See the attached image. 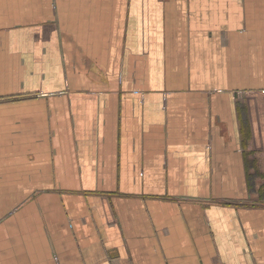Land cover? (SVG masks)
<instances>
[{
	"label": "crops",
	"instance_id": "crops-1",
	"mask_svg": "<svg viewBox=\"0 0 264 264\" xmlns=\"http://www.w3.org/2000/svg\"><path fill=\"white\" fill-rule=\"evenodd\" d=\"M0 264H264V0H0Z\"/></svg>",
	"mask_w": 264,
	"mask_h": 264
}]
</instances>
